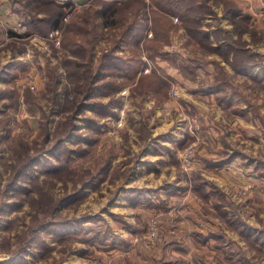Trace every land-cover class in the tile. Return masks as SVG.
<instances>
[{
  "label": "rangeland",
  "instance_id": "1",
  "mask_svg": "<svg viewBox=\"0 0 264 264\" xmlns=\"http://www.w3.org/2000/svg\"><path fill=\"white\" fill-rule=\"evenodd\" d=\"M209 2L198 20L172 16L154 58L142 52L138 76L156 72L161 88L121 78L120 91L82 95L81 105L64 28L44 35L36 0H0L13 15L0 22V262L18 253L27 256L17 264H264V2ZM107 46L101 40L98 54ZM243 64L256 68V83L236 69ZM27 80L34 89L22 88ZM95 100L112 105L101 113ZM240 108L251 110V133L235 117ZM66 120L78 140L70 155L38 154L45 127L54 133ZM58 222H69L61 234Z\"/></svg>",
  "mask_w": 264,
  "mask_h": 264
},
{
  "label": "trees",
  "instance_id": "2",
  "mask_svg": "<svg viewBox=\"0 0 264 264\" xmlns=\"http://www.w3.org/2000/svg\"><path fill=\"white\" fill-rule=\"evenodd\" d=\"M36 1L37 6L34 14L44 16V19L39 18L37 20L45 21V25L49 29V32L44 35H48L54 30L61 31V28H64L62 50H64V57L67 56L65 62L67 64L70 62L75 63L78 69V72L74 74V76L78 77V84L74 85L73 89L78 95H81V105L83 104L82 95L84 97H104L111 92L120 91L125 86V82L124 80L121 81V78L136 80L137 87H142L144 90L161 88L160 85L164 82L156 72L150 74L142 72L138 76L144 67L142 52H145L150 59L161 52L172 33L174 26L172 16H176L183 21L198 20L196 18L197 12L202 13L203 10H211L212 7L210 0H190V4H186L185 0H150V4L155 9L151 10V16H149L147 10L149 3L146 0H91L81 11L65 21L66 6L54 0ZM228 1L230 2L231 0ZM232 2L234 1L230 3ZM49 4L51 5L49 6ZM227 11L233 15L236 14L233 9H227ZM34 23L32 21L27 24L32 27V25L36 26ZM149 29L153 32L152 37L147 34ZM199 33L207 38V33H202V31ZM11 35H15L13 31H11ZM190 38L193 39L191 36ZM104 39L109 42V46L102 49L100 54H98L96 47ZM126 44L130 53L122 55L119 52L125 49L124 46ZM116 51L119 52L117 53ZM239 51L235 49L236 53H239ZM69 67H65V69ZM247 67L248 65L243 64V66H238L236 69L244 71ZM55 79L48 85L50 88L54 89V86L58 85L57 74ZM153 83L157 86L151 85ZM206 88L202 87L200 91H209ZM27 92L29 93L30 91L28 90ZM101 103L103 102L95 100V102L91 103V107L104 113L105 105H112L111 101L107 104L103 103L101 105ZM67 126V120L65 123L60 121L58 126L55 127L54 133L48 126L45 127L41 150L38 154L46 149V151H49V155L56 157L57 160H64V156L70 155L68 144L78 140L71 130H66ZM51 141H53L52 144L48 145L47 148L44 147V143ZM53 149H55L53 151L54 155L51 153ZM63 153L64 156H62ZM41 159L45 160L43 155L40 157ZM27 162L20 164L19 169H22ZM34 164L35 157L29 165L31 167ZM15 182L16 178L11 183ZM78 194L74 192L64 197L60 201L59 206H57V210L69 205ZM67 223L58 222L57 225L59 227L55 232L59 234L64 232L67 229ZM52 224L55 223L48 222L41 225V231L47 230V227ZM26 256L25 254L16 253L10 259L0 262V264H17L19 260L26 258Z\"/></svg>",
  "mask_w": 264,
  "mask_h": 264
},
{
  "label": "crops",
  "instance_id": "3",
  "mask_svg": "<svg viewBox=\"0 0 264 264\" xmlns=\"http://www.w3.org/2000/svg\"><path fill=\"white\" fill-rule=\"evenodd\" d=\"M231 1H234V2H236V0H231ZM243 2L245 3V5H259V4H261L262 2H264V0H243ZM4 7H6V5H3ZM9 13H11V11L10 10H8V9H2V6H0V22H1V24L2 25H9V24H7V23H9L10 22V17L11 16H13L12 14H9ZM4 22H6V23H4ZM0 40H1V35H0ZM179 61V60H178ZM175 62H177V61H175ZM163 63H165V62H163ZM251 71H252V74H250L251 73ZM248 73H246V70L245 71H243V73H244V75H253V76H251V78L255 81V83L257 82L256 81V76L255 75H257V70H256V68H254V69H252L251 70V68H249L248 69V71H247ZM261 72H262V70H261ZM254 73V74H253ZM239 74H242V73H239ZM1 78V77H0ZM5 82L6 81H2V79L0 80V84H2V83H4L5 84ZM7 84V83H6ZM234 97V100H236L237 98H240V97H235V96H233ZM237 112V114L238 115H235V117H236V119H237V121L240 123V126H241V128L243 129V130H246L247 132H250L249 130L250 129H254L253 127L255 126V124H254V119H252V118H250V115H251V110H245V109H238L237 111H235V113ZM248 117V119H249V121H247L246 120V118ZM251 133V132H250ZM253 134V133H252ZM249 136H250V134H249ZM250 137H252V138H256L255 136H250ZM156 155H158L157 153H156ZM155 156V155H154ZM149 159V158H148ZM161 158L159 157V159L158 160H160ZM149 160H151L150 161V163L152 162L153 163V161L155 160V159H149ZM242 169V168H241ZM116 242H117V244L119 245V244H121V242H122V240H116Z\"/></svg>",
  "mask_w": 264,
  "mask_h": 264
},
{
  "label": "built area",
  "instance_id": "4",
  "mask_svg": "<svg viewBox=\"0 0 264 264\" xmlns=\"http://www.w3.org/2000/svg\"><path fill=\"white\" fill-rule=\"evenodd\" d=\"M58 3L63 4L66 6V14L64 17V20L67 21L69 20L73 15H75L77 12L81 11L88 2H83L82 0H56ZM238 1V0H236ZM59 32V31H56ZM149 35H151V32H149ZM151 68V63L148 62L147 65L145 66V71L149 72ZM29 81L27 80L25 83L22 81V88L23 89H29L32 90L34 89L32 86H29L28 84ZM31 87V89H30ZM179 91L176 89L173 91V95L176 96L178 95ZM194 154V148L193 146H190L187 148L186 153H185V160H191Z\"/></svg>",
  "mask_w": 264,
  "mask_h": 264
}]
</instances>
